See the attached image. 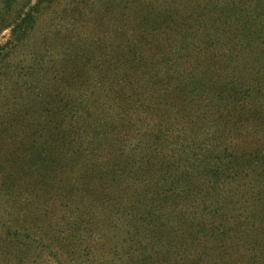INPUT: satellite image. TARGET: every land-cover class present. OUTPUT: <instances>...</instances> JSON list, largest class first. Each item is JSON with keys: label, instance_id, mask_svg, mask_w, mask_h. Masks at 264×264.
Wrapping results in <instances>:
<instances>
[{"label": "rangeland", "instance_id": "obj_1", "mask_svg": "<svg viewBox=\"0 0 264 264\" xmlns=\"http://www.w3.org/2000/svg\"><path fill=\"white\" fill-rule=\"evenodd\" d=\"M260 5L0 0V264H264Z\"/></svg>", "mask_w": 264, "mask_h": 264}, {"label": "trees", "instance_id": "obj_2", "mask_svg": "<svg viewBox=\"0 0 264 264\" xmlns=\"http://www.w3.org/2000/svg\"><path fill=\"white\" fill-rule=\"evenodd\" d=\"M259 8V13L257 15L252 16V13L249 12V10H244L243 15L241 16V22L244 24H248L249 21L255 20V21H260L258 22V30L254 29L255 27H251L248 25L247 27L243 28V31L247 32L249 29H252L253 32L256 34L255 38L260 37L261 39L264 38V5L258 6ZM238 22V21H236ZM252 80H249L248 83H246L245 86L248 88L245 89L244 91L238 90V88L233 86V89L235 90L234 95L236 93H239L240 96L237 97L235 100L236 102H240L239 104H243V102H248L249 105H254L253 103H256L257 109H251V111L247 114V117L253 118L256 122H260V126H256V128H264V73L263 74H258L255 77L251 78ZM214 101L211 99H208L206 102V105H212L216 106L217 104H213ZM216 103V102H215ZM247 118V120L249 119ZM236 118L237 121L233 122L236 125H239L241 119L240 116H237ZM236 159L241 161V165L245 170H261L262 166L264 165V143L256 150H252L251 152H248L247 154L241 155L240 157H236ZM228 162L220 161L219 162V167L223 168L226 166ZM220 169V168H219ZM239 174L236 175L238 177Z\"/></svg>", "mask_w": 264, "mask_h": 264}]
</instances>
